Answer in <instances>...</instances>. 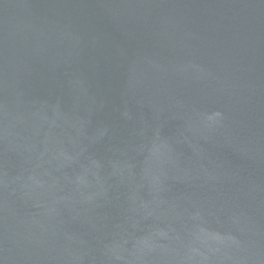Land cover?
I'll return each instance as SVG.
<instances>
[{"label": "water", "instance_id": "water-1", "mask_svg": "<svg viewBox=\"0 0 264 264\" xmlns=\"http://www.w3.org/2000/svg\"><path fill=\"white\" fill-rule=\"evenodd\" d=\"M0 264H264V0H0Z\"/></svg>", "mask_w": 264, "mask_h": 264}]
</instances>
